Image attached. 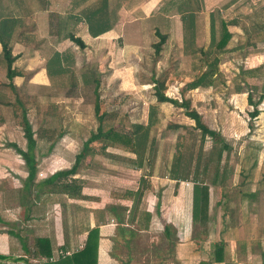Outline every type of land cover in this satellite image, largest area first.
<instances>
[{
	"label": "rangeland",
	"instance_id": "1",
	"mask_svg": "<svg viewBox=\"0 0 264 264\" xmlns=\"http://www.w3.org/2000/svg\"><path fill=\"white\" fill-rule=\"evenodd\" d=\"M144 1L121 0V6L124 11H128ZM168 1L171 0H163V3L162 0H146L141 8L135 10L137 18L132 21L129 11L125 13L122 19L128 21L112 24L114 32L108 35L106 46L101 51L96 50L98 46H91L92 52H89L77 47L74 42L70 43L68 49L76 45V53L73 56L70 49L73 62L67 65L70 68L67 72L56 78L57 86L53 82L55 88L47 87L41 91L36 87L24 89L27 92L24 100L26 117L34 132V139L38 140V146H43L38 150L39 153H46L48 146L57 141L56 132H52L53 127L70 132L76 139V143L73 142L74 153L80 150L82 142L95 131L98 124L93 112L96 98L100 111L116 112L114 119L101 122L103 129L114 127L121 133L132 134V125L138 123L142 126L137 134L133 133L135 142L138 135L141 137L143 134L149 108L154 109L155 120L147 128L146 139L139 145L136 142L135 147H123L122 144L123 148L132 152L139 172L147 169L156 174L165 172L169 175L168 170L172 169L176 153H182L183 164L190 151L193 167L189 179L207 183L213 179L221 190L231 187V183L236 182L238 172L245 170L253 160L258 159L259 163L253 175L264 174V0H191L194 16L184 21L174 10L166 14L156 13ZM151 11L156 14L148 17ZM164 15L170 16L166 23ZM222 20L227 23L226 28L231 36L225 47L218 50L212 39L218 37ZM210 24L215 29L214 36ZM157 31L166 33V39L159 52L155 53L153 44L158 41ZM42 55L40 64L49 56ZM27 61L16 60L13 63V67L18 70L28 68L23 80L32 76V70H36L37 66L34 62L31 65L29 59ZM210 68L212 74L206 78L208 83L185 89L189 81L201 73H207ZM156 87L162 94L177 100H180L182 94L189 100V108L200 115V120L222 136L227 149L221 153L219 160H216V153L211 149L216 143L208 136H199L198 130L192 128V119L184 114L183 108L155 100ZM247 93L251 102L247 101ZM7 112L10 113V110ZM42 123L48 128L41 135ZM167 123L177 124L178 128H166ZM150 139L152 152L147 154L146 146ZM5 141L2 140L0 145H6ZM91 145L95 150L98 149L99 145ZM65 158L70 161L71 155L70 159ZM92 158L101 159L99 154L92 155ZM99 159L97 163L100 164ZM80 170L83 169L78 167L77 171ZM15 180L13 184L5 185L6 190L10 191L8 203L19 204L25 199L32 205L41 203L44 194H40L39 200L34 196L38 180ZM19 211L11 213L14 227L20 223ZM193 215L192 212V219L195 218ZM51 229L52 224L48 232ZM46 233L38 222L30 223L25 231H19L23 239L30 243L35 235ZM117 236L128 242L132 237V229L122 228ZM170 236L171 240L167 241L175 243L174 235ZM149 238L152 247L145 244L148 243L146 234L142 242L133 240L126 247L113 244L110 254L122 261L127 260V264H179L173 258L159 259V246L162 247L163 240L158 235ZM10 245L11 255L22 252L14 236ZM168 246L165 251L167 254ZM172 246L170 253L173 252ZM6 247L7 244L0 242V253L5 252ZM161 250L164 251L163 248ZM27 264L41 263L31 260ZM96 264H100L97 258Z\"/></svg>",
	"mask_w": 264,
	"mask_h": 264
},
{
	"label": "crops",
	"instance_id": "2",
	"mask_svg": "<svg viewBox=\"0 0 264 264\" xmlns=\"http://www.w3.org/2000/svg\"><path fill=\"white\" fill-rule=\"evenodd\" d=\"M98 2L103 5L105 2L108 3V7L111 8L109 11H113V15H110V18L113 17L111 21L114 25H118L128 21L122 19L128 11L131 21L137 18L135 10L141 8L146 0L137 6H132L131 11H124L121 0H0V23L6 19L5 23L9 31L8 46L13 56L10 68L15 73L10 80L6 78L0 45V135H3L1 141L6 140V145H0V226H5L0 227V242L7 244L5 252L0 254L7 256L4 262L23 263V260L14 259L23 257L26 259V264L31 260L41 263L46 259L56 260L62 254L70 255L82 248L87 231L96 227L98 231L96 258L100 260V264H127V260L122 261L116 256L115 258L111 256L113 244L116 247H126L133 240L142 242L141 240L146 239V234H148L146 246L152 247L149 238L152 235L162 238L159 259L173 258L179 264L200 262L264 264V174L259 176L252 174L249 178L238 174L236 182L231 183V187L221 190L213 179L207 183L189 178L173 179L165 172L156 174L147 169L139 172L136 170V161L132 152L123 148L122 144L101 138L88 144L85 159L83 162L81 159L78 164L83 170L65 178L68 182L70 179L79 182L78 193L64 192L57 188L51 192L49 186L41 185L38 187V192L34 193L38 200L40 194H44L41 196V203L36 202V205H32L26 199L19 204L8 203L10 191L6 190L5 185L13 184L15 179L26 180L27 166L10 146V143H14L18 148L24 149L25 141L19 131L20 128L18 129L14 123L11 107L6 104L13 99L7 84L11 83L17 88L19 97L23 101L26 99L27 92H24L26 88L36 87L41 91L53 87V82L57 86L56 78L70 69L67 65L72 64L76 53L75 44L74 47H70L73 56L68 49L70 43H73L66 37L68 33L79 37L84 44L82 49L89 52H92L91 46H98L96 50L100 51L102 47L105 48L108 35L114 32L113 28L97 36H91L86 24V17L93 13V5ZM145 6L148 9V5ZM156 13L151 11L148 17H153ZM169 17L164 15L165 23ZM42 54L49 56L40 64ZM50 57L57 59L54 67L61 71L60 73L56 71L57 74L52 76L46 73V63ZM28 59L31 65L34 62L37 66L36 70H32V76L23 80L22 77L28 68L18 70L13 67V63L16 60L28 62ZM7 110H10V113ZM47 128L42 123L41 135ZM52 132H56L58 139L56 143L53 142L48 146L44 154L38 152L43 146H38V140L35 139L34 180L39 182L55 171L70 168L75 155L82 148L81 146L80 150L74 153L73 142L76 143L74 141L76 139L70 132L66 133L54 127ZM60 137L67 139H59ZM91 144L99 145L98 149L95 150ZM96 154L101 158H98L101 160L100 164L97 163L98 159L92 158V155ZM258 164L257 159L255 168ZM194 182L206 183L208 186L206 214L202 221L199 217L201 213L196 214L192 219ZM18 210H20V223L18 227L16 225L14 227L10 217L11 213ZM37 222L47 233L34 237L43 236L49 239L52 253L48 258L43 256L30 258L21 247V244H24L25 248H29L31 243L25 241L19 231H25L30 223ZM51 224L53 230L48 232ZM127 227L132 229V237L128 242L127 239L117 236L119 230ZM170 234L174 235L175 243L167 241L172 238ZM12 236L18 239L23 253L11 255ZM167 245H169L168 254L165 252ZM171 246L172 253H170ZM215 247H218L217 251Z\"/></svg>",
	"mask_w": 264,
	"mask_h": 264
},
{
	"label": "trees",
	"instance_id": "3",
	"mask_svg": "<svg viewBox=\"0 0 264 264\" xmlns=\"http://www.w3.org/2000/svg\"><path fill=\"white\" fill-rule=\"evenodd\" d=\"M191 0H171L165 3L159 10L160 13L166 14L169 13L171 10H174L175 13L180 14V18L182 21L186 20L188 17H192V12H195L194 9L191 8ZM111 8L108 7V3L105 2V4H99L96 3L93 5L92 8V14L89 17H86V24H87V30L88 33L91 36H97L107 30H109L113 24L112 18H110V15H113V11H109ZM6 19H4L0 23V45H1V55L5 63V76L7 79H11L13 76L14 71L10 68L11 62L13 60V56L10 54V48L8 46V29L6 25ZM210 29L214 32L215 29L213 27V24H210ZM227 23H225L223 20L220 22V29H219V35L215 39H212L213 45L216 49L222 50L228 39L230 38L231 34L226 28ZM213 28V29H212ZM214 30V31H213ZM212 35V34H211ZM67 38H69L71 41H73L79 48H83L84 44L82 40L79 37H75L73 34L68 33L66 35ZM157 37L158 41L153 44V49L155 53L159 52L161 44L164 43L166 39V33H160L157 31ZM55 57V56H54ZM50 57L47 60L46 63V73L49 76H52L54 74H57L54 64L57 62V59ZM213 64V63H212ZM214 65V64H213ZM61 72V71H60ZM58 71V73H60ZM208 73V74H207ZM207 73H201L200 75L196 76L192 81H189L185 85V89H192L199 85H202L204 83H208L206 81V78L212 74V69L210 68ZM7 86L11 89V92L13 94L12 101L7 102L11 107L15 124L19 126L22 137L25 141V147L24 149L18 148L14 143H10V146L13 147V149L21 156L22 160L24 161L25 165L27 166V182H33L35 177V153H34V146H35V139L33 137V130L31 128V124L29 123V120L26 117V107L24 106V101L22 98L20 99L19 94L17 92V88H15L11 83L7 84ZM97 97V95L95 96ZM154 97L157 102H168L176 107H180L184 109V114L188 116L193 121V127L194 129L198 130L199 136L204 137L208 136L210 137L216 144L212 145L211 149L216 153V160L220 159L221 153L227 149L226 143L223 141L222 136L214 129H211L207 127L201 120L200 115L194 110L189 108V100L182 96L180 100H177L175 98L167 97L166 95L162 94L158 88L156 87L154 90ZM247 101L251 102L250 95L247 93ZM251 104V103H250ZM93 112L96 116V119L98 121V124L96 126V129L94 132L90 133V135L87 137V139L83 142L81 150L75 155V159L73 164L68 169H63L59 171H55L50 176H48L43 181H40L36 184V192H38V187L41 185L49 186V189L53 192L54 189L63 190L64 192H72V193H78L80 190L79 182L74 179H70V182H68L65 178L67 176L73 175L78 168V164L82 158L86 155L88 144L92 141H95L97 139H107L112 142H117L119 144H123L125 146H131L135 147V144L139 145L141 142H143V139H146L147 136V128L151 126V124L154 122L155 118L153 117L154 109L152 107L149 108L148 115H147V124L144 127V130L142 131L143 134L141 137L138 135V139H136V142L134 140V134H137L138 129L141 128L138 123H135L133 126L132 134L128 133H121L117 131L114 127H108L107 129H103L101 127V122L104 119H114L116 117V112H108V111H100L99 104L97 102V99L94 100V107ZM178 125L173 123H167L166 128H172L177 129ZM137 138V136H136ZM151 140V139H150ZM148 141L149 144L146 146V153L149 154V152H152V140ZM255 156V155H254ZM183 158V155L180 151H178L173 159L172 163V169L168 170L169 176L173 179H188L189 175L192 170V153L189 151V154L186 155L185 163L181 164V160ZM181 166V167H180ZM255 168V160L251 161L248 165V167L243 170L241 169L239 171V176L244 178H249L252 176V172ZM194 169V168H193ZM195 181V180H193ZM243 183V182H242ZM244 183L242 184V186ZM207 184L206 183H193V201H192V210H193V217H196V214H200V220H203V217H205L206 214V208H207ZM166 236L169 237L168 233ZM20 240V238H19ZM97 240H98V231L96 227H93L87 231V236L85 239V243L77 251L72 252L70 255H61V257H58L56 260H47L41 261V264H96V249H97ZM22 250L29 256L30 258H39V257H50L52 253V248L50 245V241L46 237H34L31 245L29 248H25L24 244H21ZM218 250V247H215V251ZM7 256H3L0 254V264H26V259H23V257H15V260H23V263H5L4 259ZM25 261V262H24ZM199 264H210L209 262H200Z\"/></svg>",
	"mask_w": 264,
	"mask_h": 264
}]
</instances>
